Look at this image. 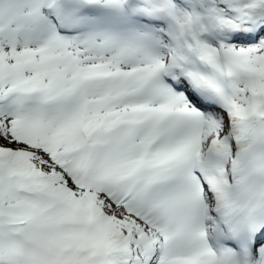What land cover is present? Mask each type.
I'll use <instances>...</instances> for the list:
<instances>
[{
	"label": "snow or ice",
	"instance_id": "snow-or-ice-1",
	"mask_svg": "<svg viewBox=\"0 0 264 264\" xmlns=\"http://www.w3.org/2000/svg\"><path fill=\"white\" fill-rule=\"evenodd\" d=\"M0 264H264V0H0Z\"/></svg>",
	"mask_w": 264,
	"mask_h": 264
}]
</instances>
